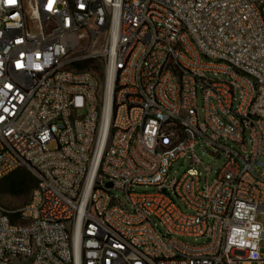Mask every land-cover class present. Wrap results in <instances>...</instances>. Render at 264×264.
<instances>
[{
	"label": "built area",
	"instance_id": "obj_1",
	"mask_svg": "<svg viewBox=\"0 0 264 264\" xmlns=\"http://www.w3.org/2000/svg\"><path fill=\"white\" fill-rule=\"evenodd\" d=\"M21 169L0 264H264V0H0V180Z\"/></svg>",
	"mask_w": 264,
	"mask_h": 264
},
{
	"label": "rangeland",
	"instance_id": "obj_2",
	"mask_svg": "<svg viewBox=\"0 0 264 264\" xmlns=\"http://www.w3.org/2000/svg\"><path fill=\"white\" fill-rule=\"evenodd\" d=\"M101 43L102 40L95 43V50L100 49ZM87 66L89 68L94 67L95 71L99 75L103 76L102 61H100L99 59L89 61L87 63ZM208 76L214 79H218V78L225 79V77L223 76H214V75H208ZM202 107H203L202 101L200 100L199 112L201 117H203ZM226 143L241 152V149L236 144L232 142H226ZM205 145L206 142L200 139L194 149V154L200 160L198 164V170L201 173L202 187H204L206 183L211 184L214 181L224 161V158L217 159L215 154L211 153L208 149L205 148ZM191 166H192V158L188 156L175 162L170 169L169 181L179 180ZM15 179L18 180L19 184L16 185V187L12 188L11 182H13ZM37 186H38L37 178L30 171L26 169L18 170L2 178L0 180V205L8 209H19L23 207L30 201L32 194ZM156 189L157 188L155 187L143 186L136 188V191L153 193L154 191H156ZM113 194L117 196L120 200L125 201V195L122 192L118 190H114ZM259 221L264 226V215L259 216ZM185 240L190 243L202 242V240L195 241L194 239H185ZM261 253L264 257V241H262L261 243Z\"/></svg>",
	"mask_w": 264,
	"mask_h": 264
},
{
	"label": "trees",
	"instance_id": "obj_3",
	"mask_svg": "<svg viewBox=\"0 0 264 264\" xmlns=\"http://www.w3.org/2000/svg\"><path fill=\"white\" fill-rule=\"evenodd\" d=\"M18 184H19V182L17 179H15L13 182H11L12 188L16 187V185H18Z\"/></svg>",
	"mask_w": 264,
	"mask_h": 264
}]
</instances>
